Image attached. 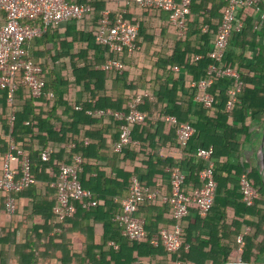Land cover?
<instances>
[{
  "label": "trees",
  "instance_id": "16d2710c",
  "mask_svg": "<svg viewBox=\"0 0 264 264\" xmlns=\"http://www.w3.org/2000/svg\"><path fill=\"white\" fill-rule=\"evenodd\" d=\"M176 1L179 2L181 0ZM198 1L199 0H191V14L187 18V25L183 36L179 37L177 35L178 44L176 46L175 53L167 60H160L157 63L158 68L167 71V73L171 75L174 72L175 66L186 69L191 77L190 81H197L204 78L207 67L210 63V60L206 57V53L204 54V58L200 61H195L196 54L192 56L189 62L186 58V53L183 51V47L188 41V38H190L192 34L200 32L202 27L208 22L204 20V18L201 19L200 16H197V18L195 17L199 10ZM106 2L107 0L79 1V3H88L94 8V13L81 20V22L97 15L96 24L93 26L90 34L88 35L89 40L96 45L105 48V53L108 54V57L110 56L109 58L122 60L126 55L132 57L133 54H129L127 52H123L121 54L112 53L108 47L101 45L97 40L95 28L98 26L101 12L105 9H109L103 6ZM124 3L125 9L128 8V0H124ZM225 7L226 2L221 9L222 16ZM140 8L146 11L150 10L158 12L153 8ZM246 9L247 8H245L243 12L246 11ZM122 11L123 9H119L117 12H111L114 17ZM0 16L1 23L4 21L5 16L1 12ZM124 17L126 20L140 28L138 23L133 20H129L126 16ZM239 19L243 20L242 17H239ZM168 25L171 29H174L177 34V29H175L170 23L169 14ZM58 27L59 26L49 29L41 37L37 38L39 39L38 41H42L44 43L46 35L50 34V32H53ZM140 30L141 29H139V35L137 38L138 45ZM80 31L82 34L86 33L82 29ZM244 31L245 30H243V32ZM243 32L234 36L232 42H234V40H240ZM84 36H86V34ZM65 44V42L62 43L60 48L65 46ZM82 55H76V57L73 56V61H76V58H81ZM40 59H48V56L40 54L36 60L42 67V78L45 81V87L39 98H33L29 89L19 84L17 90L15 91L13 104H9L7 101V91L0 90V104L2 105L0 106V176L2 172L1 167L3 157L9 151L10 146L15 145L16 147L21 148L30 159L31 176L34 183L24 191L13 194L16 200L17 210L18 200L22 203V205H24V207L27 208V200L29 198H33L34 200L37 199L36 192L38 190V183L47 181L48 178H51L52 181L49 183V186L54 190V202L46 207L45 212L38 211L41 206L40 203L37 204L36 202L34 206L36 212L42 214L47 223L52 221L55 224L52 210L56 205L57 200L55 196L56 190L53 188L52 183L57 179L60 164L62 162L70 163L75 156L79 155L83 158V170L80 178L82 186L92 192L98 205L90 210H86L83 208L82 201L73 202L75 207L73 216L67 218L60 224H55L56 228L61 231L59 234L61 236L60 242H56L55 238H48L47 242L44 244L43 250H47L48 247V250L51 251L53 255H44L42 253V247L34 249L36 246L31 245L30 243H14L16 247L15 252L17 256H19L20 264H41L42 259H45L46 256L55 257L61 264H73L74 259L70 254L72 241L66 238L65 233L68 230V228L66 229V225L68 223L76 224L77 219H81L83 217L89 218L93 214L101 213L104 209L103 207L109 206L116 211L105 217V220L110 224L106 227L105 232L104 245L106 246L109 239L112 238L111 232L113 225H116L121 232V228L116 222V216L121 211V205L117 204L114 199L116 197H122L125 193H127L128 196L133 176L140 174L137 169L132 168L129 165L130 159L134 157V152L139 150L141 151L144 145H148L152 149H155L157 145L166 146L169 142H176L175 145L182 149L183 155L180 157L178 156L177 158H165L164 163L160 162V160H154L151 157L148 162L151 174L147 177L141 178L142 185L145 188H157L162 194H166L161 190L158 184L154 185L152 183V175L154 172L156 173L154 169L157 170L162 165L168 167V174L170 178L171 171L176 166L185 168L189 171L185 181V190L190 182H193L196 186H199L200 182L201 186L202 182L200 175L206 164L204 161L199 160L196 157L195 152L200 147L208 148L213 146L215 151L212 160L215 164L214 173L218 184L214 206H222L224 209L232 207L235 210L236 216L234 220L237 221V223L234 221L235 231L232 232L234 236H238L242 233L241 231L245 225L251 226L255 229V233L252 237L245 238V246L241 251V255L243 261L247 264L262 263V256L264 255V210L261 208L264 206L263 181L258 169L253 167L250 163H235L231 160L236 154H242L241 146L236 142L237 139H235V134L245 133L248 139L251 137L248 128L245 126V122L250 111L253 120L263 121L262 115L264 112V98L261 97V94H264V66L260 68V72H256L261 76L263 83L260 84L255 78H250L247 73H243L240 68L235 67L234 63L239 59L235 56L232 49H230V51L227 49L224 64L226 66L236 68L239 71L244 83L242 93L239 95L238 101L231 111H228L227 109V102L228 91L234 86V81L232 79H220L216 82V84L210 89V92L215 96V103L211 108H205L202 104H198L194 101L197 91L196 89L190 87V81L187 82L183 78L173 79L170 77L173 85L171 87L168 86V84L166 86H161L157 96V101L159 103L162 104L167 101V105H163L162 111L156 113V111L152 110L154 106V103H152L153 99L150 98V96L146 98L145 104L141 106L140 109L146 112L149 117L142 124H138L133 127L132 136L137 144L126 147L121 153H119L120 156H123L125 165L122 169L116 170L115 177H107L106 173L101 170V165L97 163V161H100L103 157L100 151L106 149L105 139L103 138L102 132H89L81 130L80 125L83 124L93 126L98 124V120H96L94 116L89 115L88 111H107V109H112L113 111H126L128 97L120 95L115 100L112 97L103 95L104 90L101 85L103 84L104 79L108 76V72L96 71L94 70V65L87 63L86 67L81 70L74 65L73 73L78 81L83 80L84 78H95L98 82L95 87L97 92V94L94 95L95 102L94 104L89 102L86 106L82 107L81 111H77L78 104H72L70 107V113H72L73 121L70 124H63L59 127L55 126L53 120L57 118L59 107L66 109L67 103L64 102L63 93L57 85L52 82L48 83L47 66L43 65ZM252 70L257 71L256 68H252ZM142 89L149 90L148 87H142ZM130 90L135 92L138 89L135 85V88L133 87ZM185 97H188V100H185ZM41 109H47L45 110L47 112L45 117V111L41 112ZM13 111L15 113V120L10 121ZM169 116L175 117L177 119V123L168 121L166 118ZM229 117L233 120L232 125L228 124ZM154 121L156 123L155 132H151L150 127L154 128ZM186 121L192 123L196 129V134L191 139L187 147L181 148L177 143V127L179 123ZM27 122H29V124H27ZM111 122L114 124L118 132V138L115 142L116 144L119 141L122 123L114 117H112ZM239 124L243 127L241 130L236 128V125L238 126ZM94 141H97L99 146H97ZM50 142L55 143L58 149H54L55 152L51 156L49 162H43L41 160V154L46 148L52 147L49 145ZM70 144L74 145L71 149L68 148V145ZM60 152H64L65 158L58 157ZM89 160H95L96 164H90L88 162ZM93 173H95V176L91 175ZM242 176H246L259 195V198L255 201L253 206H247L243 202V196L240 189V179ZM0 197L4 200L6 210L7 194L0 192ZM146 204L151 206L153 203L147 201L139 205L137 212ZM162 205L169 207L167 204ZM191 210H196V214H198L197 207L195 205H190L189 213ZM218 213L220 212L212 209L205 218L198 216L196 222L206 226L208 225L206 220L210 219L213 214ZM247 216L255 217L257 220L255 222H249L246 219ZM146 230L147 236L143 241H132L124 237L126 244H118L119 249L117 251L111 250L109 254H102L101 261L110 255L111 259L107 264H132L134 262H140L139 258L146 254V252L143 251L144 249L149 250L150 254L153 252L158 253L155 248H162L164 252L171 257L176 255V259L178 260L176 264L178 262H182L184 264H188V262L193 264H205L207 261L211 264H228L230 262V257L235 258L238 254L237 250L234 248H231L232 250L228 249L227 251H222V253H217L218 249L222 246L215 242L214 237H212L210 242L207 244L197 243L189 229H184L183 244L181 249L176 253H169L161 244L158 246L153 245V241L158 240L160 237V230L152 231L148 226L147 221ZM0 243L7 244L6 241H1ZM210 245L212 247L210 253L204 252V249ZM196 252H201V257H197ZM217 254L221 255L219 256L221 258H217ZM1 264H7V260L2 259ZM99 264H102V262H99Z\"/></svg>",
  "mask_w": 264,
  "mask_h": 264
},
{
  "label": "crops",
  "instance_id": "0c3cea01",
  "mask_svg": "<svg viewBox=\"0 0 264 264\" xmlns=\"http://www.w3.org/2000/svg\"><path fill=\"white\" fill-rule=\"evenodd\" d=\"M124 4V0H107L106 4L103 5L112 12H117L119 9L125 10L126 18L138 23L139 29H141L139 38L140 49L132 57L127 55L123 57L122 61L125 69L121 73L102 69V65L110 56L108 57V54L105 53V48L89 40L88 35L96 24L97 15L84 22L73 20L61 23L57 29L46 35V38H44L45 44L42 41L39 42V39L30 43V54L35 60H37L40 54L48 56V59H40L43 65L47 66V81L48 83L52 82L57 85L63 93L64 102L67 103L66 109L59 107L57 118L53 120L55 126L59 127L63 124H70L73 121L72 113H70L72 104H78L77 108L80 109L77 111H81L82 107L86 106L89 102H92V104L95 102L94 95L97 94L95 87L98 82L95 78H84L78 81L73 73L74 65L81 70L87 64H90L95 66L94 70L96 71L108 72V76L101 85L104 90L103 95L112 97L115 100L120 95L128 97V94L133 92L130 89L135 88V85L138 90L142 89V87H148L150 98L153 99L152 103H154L152 110L156 111V113L162 111L163 105H167V101L162 104L159 103L157 96L161 86L168 84L171 87L173 85L170 77L173 79L183 78L187 82L191 80L186 69H181L180 72L174 71L171 75L167 71L157 67L158 61L167 60L173 56L178 44L177 34L168 25V14L165 12L146 11L135 3L129 4L128 8L125 9ZM198 5L199 10L195 17L200 16L201 19L204 18L208 22L202 27L200 32L192 34L183 47V51L186 53V58L189 62L192 56L196 54L204 56L211 49L218 23L222 16L221 9L225 5V1L199 0ZM260 6L263 13H259L253 8H247L244 12V9L241 10L239 17H242V21L245 23V31L241 35L240 40H234L232 42L234 37L232 38L228 51L232 49L235 56L239 59L234 63L235 67L240 68L243 73H247L250 78H255L261 84L263 83L261 76L256 72H260V68L264 66V18L262 19V15H264V0H260ZM81 29L86 33L82 34ZM85 34L86 36H84ZM64 42L66 43L65 46L60 48V45ZM76 55L82 56L81 58H76V61H73L72 57H76ZM252 68H256L257 71H253ZM261 95L264 98V94ZM185 100H188V97H185ZM0 106L2 105L0 104ZM45 110L47 109H41V112ZM105 111H88L89 115L94 116L98 120V124L93 126L81 124L80 127L81 130L89 132H102L106 149L100 151L103 157L97 163L101 165V170L106 173L107 177H115L116 170L122 169L125 163L123 156H120L119 153H115L113 150L116 139L118 138V132L111 122L112 116L107 114L102 115L100 113ZM44 113L45 117L47 112L45 111ZM262 116L263 121L253 120L250 111L245 126L248 128L251 137L248 139L245 133L235 134L236 142L241 146L242 154H236L231 161L235 163L248 162L258 169L264 189V112ZM153 123L154 128L150 127L151 132H155L156 123L155 121ZM228 124H233L231 117L228 119ZM236 128L241 130L243 127L239 124L238 126L236 125ZM94 142L99 146L97 141ZM175 143L169 142L166 146L157 145L155 149L144 145L141 151L138 149L139 151L134 152V157L130 159L129 165L139 171L140 174L136 176L141 180L142 177H147L151 174L148 167V162L151 157L154 160H160V162L164 163L165 158L182 156V149L178 148ZM49 145L52 146L51 148L54 147L53 149H58L57 145L53 142H50ZM58 157L65 158L64 152H60ZM88 162L92 165L96 164L95 160H89ZM13 163L16 164V162ZM182 169L188 176L189 171L185 168ZM168 170V167L161 165L157 170L154 169L156 173L154 172L152 175V183L154 185L158 184L166 194L170 192ZM91 175L95 176V173ZM51 181L52 179L48 178L47 181L38 183V190L36 192L37 199L29 198L27 200V208L18 200V210L13 215H9L6 212L4 200L0 197V242L6 241L7 243H0V264L2 263V259L7 260V264H20L19 256L15 252L16 247L14 243L16 242L20 244L30 243L36 246L34 249L42 247V250L48 238H55L56 242H60L61 236L59 234L61 231L56 228L54 222L50 221L47 223L43 215L36 212L34 206L36 202L37 204L40 203L41 206L38 211L45 212L46 207L54 202V190L49 186ZM200 184L199 182V186ZM199 186L190 182L186 187V192L192 194ZM126 196L127 193L122 197H116L114 201L121 205V201ZM103 208L101 213L93 214L89 218L83 217L77 219L76 224L68 223L66 225V229L68 228L65 233L66 238L72 241L70 254L74 259L73 264H99V262L107 264L111 259L110 255L103 261H101V255L109 254L111 250L117 251L119 249L118 244H126V240L119 228L113 225L111 232L112 238L109 239L106 246L104 245L106 227L110 225L105 220V217L113 214L116 210L109 206ZM261 208L264 210V206ZM213 209L220 213L213 214L210 219H207L206 222L208 225L206 226L196 222L199 214H196V210H191L189 215L184 219V229L191 231L197 243L207 244L214 237L215 242L222 246L218 249L217 253L234 248L238 254L235 258L230 257L229 263L235 262L242 258L241 251L245 246V238L252 237L255 229L245 225L241 231L242 233L234 236L232 232L235 231V210L232 207L224 209L222 206H214ZM137 216L144 218L152 231H161L162 228H167L173 224L169 207L162 204H152L151 206L146 204L139 209ZM246 219L249 222H255L257 220L252 216H247ZM235 222L237 223V221ZM246 229H249V232L245 234ZM241 235H244L243 245L238 243V238ZM112 242L116 247L110 245ZM211 248L210 245L204 249V252L210 253ZM155 250L158 253L153 252L150 254L149 250L144 249L143 251L146 254L139 258L140 262L142 264H176L178 261L176 255L171 257L162 248H155ZM42 253L44 255H53L48 250V247ZM196 256L201 257V252H196ZM219 256L221 255L217 254L216 257L218 258ZM41 264L61 263L55 257L46 256L45 259H42ZM188 264L193 263L188 262ZM205 264L211 263L207 261ZM260 264H264V255L262 256V263Z\"/></svg>",
  "mask_w": 264,
  "mask_h": 264
},
{
  "label": "built area",
  "instance_id": "2783aa9c",
  "mask_svg": "<svg viewBox=\"0 0 264 264\" xmlns=\"http://www.w3.org/2000/svg\"><path fill=\"white\" fill-rule=\"evenodd\" d=\"M80 0H0V12L4 14V21L0 23V90H6L8 103L13 104L15 91L19 84L29 89L33 98H39L45 87L42 78V67L30 54L29 45L41 37L51 28L68 21H81L94 13V8L88 3H79ZM226 7L211 49L206 57L210 63L206 75L200 80L190 82V87L196 89L194 101L205 108H211L215 103V96L210 89L220 79H232L234 86L228 91L227 109L231 111L242 93L244 83L236 68L224 64L230 41L245 29V23L239 19V13L245 8H253L263 13L260 0H224ZM135 3L143 8H153L158 12L169 14L171 25L177 29V35L183 36L187 18L191 14V0H128V4ZM126 11L113 17L109 9L101 12L98 26L95 28L98 42L110 49L112 53L134 54L139 51L137 44L139 28L125 19ZM264 15H262V19ZM203 55H196L195 61L203 59ZM105 71L123 72L125 66L121 59L109 58L103 65ZM182 68L174 67L175 72ZM150 91L139 89L129 93L126 111L107 110L102 115H111L122 123L119 141L114 144L115 153H121L124 148L136 145L133 139V127L142 124L148 119V114L140 109L145 104ZM80 109V108H77ZM177 123L175 117L166 118ZM15 120L14 111L10 121ZM29 124V122H27ZM196 129L192 123L186 121L178 124L177 143L181 148L188 146L195 136ZM74 145H68L71 149ZM214 147H200L196 157L205 162L201 171L202 185L192 194L185 190L186 172L181 167H174L171 171V192L162 194L157 188H145L138 176H133L129 195L121 201V211L116 216V222L121 228L123 237L128 240L141 242L147 236L146 220L136 216L139 205L149 201L153 204H167L171 212L173 224L162 228L158 240L153 245L161 244L169 253L178 252L183 244L184 219L189 215L190 205H195L199 216L206 217L213 209L217 194V181L215 179V164L212 160ZM55 150L46 148L41 154L43 162H49ZM13 162H16L14 164ZM83 158L75 156L72 162H62L58 168V175L52 183L55 188L57 203L53 207L55 224H60L73 216L75 207L73 202L82 201L83 208L90 210L98 205L91 191L83 188L80 175L82 173ZM0 176V192L7 194L6 211L13 215L17 211L14 193L27 189L34 183L31 176V163L25 152L11 145L4 155ZM240 189L243 202L253 206L259 198L257 190L250 184L246 176L240 179ZM249 232L246 229L245 234ZM238 243L244 244V235L239 236ZM110 245L116 247L112 242ZM132 264H142L134 262ZM177 264H184L178 262ZM228 264H247L242 258Z\"/></svg>",
  "mask_w": 264,
  "mask_h": 264
}]
</instances>
